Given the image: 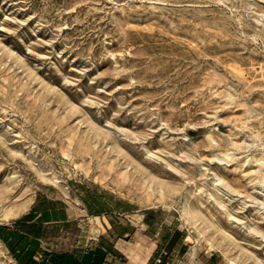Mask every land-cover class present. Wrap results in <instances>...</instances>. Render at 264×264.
<instances>
[{
  "label": "rangeland",
  "instance_id": "1",
  "mask_svg": "<svg viewBox=\"0 0 264 264\" xmlns=\"http://www.w3.org/2000/svg\"><path fill=\"white\" fill-rule=\"evenodd\" d=\"M83 186L264 264V0H0V225Z\"/></svg>",
  "mask_w": 264,
  "mask_h": 264
},
{
  "label": "crops",
  "instance_id": "2",
  "mask_svg": "<svg viewBox=\"0 0 264 264\" xmlns=\"http://www.w3.org/2000/svg\"><path fill=\"white\" fill-rule=\"evenodd\" d=\"M80 189L71 203L40 198L18 221L0 225L17 264H217L198 256L178 227L101 189Z\"/></svg>",
  "mask_w": 264,
  "mask_h": 264
},
{
  "label": "bare ground",
  "instance_id": "3",
  "mask_svg": "<svg viewBox=\"0 0 264 264\" xmlns=\"http://www.w3.org/2000/svg\"><path fill=\"white\" fill-rule=\"evenodd\" d=\"M58 186V185H57ZM30 203V202H29ZM31 204V203H30ZM28 207V202H24L20 205V207L15 211V213L13 212L12 214L15 215L16 213H18L20 210H24L27 209ZM8 216H10V214H6L5 217L7 218Z\"/></svg>",
  "mask_w": 264,
  "mask_h": 264
},
{
  "label": "built area",
  "instance_id": "4",
  "mask_svg": "<svg viewBox=\"0 0 264 264\" xmlns=\"http://www.w3.org/2000/svg\"><path fill=\"white\" fill-rule=\"evenodd\" d=\"M157 262H160L159 260H157Z\"/></svg>",
  "mask_w": 264,
  "mask_h": 264
}]
</instances>
